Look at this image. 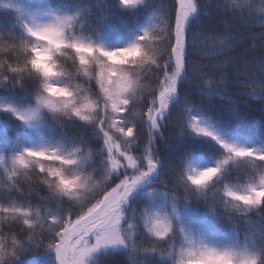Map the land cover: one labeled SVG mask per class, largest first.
Returning <instances> with one entry per match:
<instances>
[{
    "label": "snow or ice",
    "instance_id": "snow-or-ice-1",
    "mask_svg": "<svg viewBox=\"0 0 264 264\" xmlns=\"http://www.w3.org/2000/svg\"><path fill=\"white\" fill-rule=\"evenodd\" d=\"M145 2L116 0L115 11L122 14ZM157 9L148 27L115 48L103 43L107 17L97 23L93 37L84 33L80 11L29 12L19 33L0 34V83L19 86L33 98L22 110L10 105L0 110L36 129L64 130L67 122H80L93 138L76 137L67 150L57 141L56 147H23L0 156V180L13 194L7 203L0 202V221L18 224L10 241L0 235V264H23L29 253L41 252L53 253L55 264H95L101 254L119 251L127 252L132 264L153 257L160 264H214L219 259L260 264L249 250L256 243L249 235L243 241H210L176 221L181 209L193 203L229 220L239 216L252 223L250 214L264 218V151L225 141L191 107L177 125L179 134L187 128L215 140L223 149L215 165L196 170L185 156L169 179L159 171L163 162L155 147L158 135L166 138L163 128L170 104L178 99V83L193 84L201 93H208V84L225 85L229 77L209 79L217 65L202 61L243 43V36L217 31L215 16L201 19L209 13L201 0H171L170 8ZM215 10L236 17L242 26H258L264 49V8L257 15L252 0H228ZM261 58L259 82L240 80L236 91L241 95L264 98V50ZM240 164L248 171L233 184L228 172ZM157 175L159 181L153 179ZM21 181L30 182L29 197L34 185L42 186L40 201L55 200L63 212L33 207L30 200L18 202L14 193L25 196ZM69 181L74 182L71 189ZM140 186H151L149 198L169 201L171 214L148 202L138 217L130 218L129 198Z\"/></svg>",
    "mask_w": 264,
    "mask_h": 264
},
{
    "label": "trees",
    "instance_id": "trees-1",
    "mask_svg": "<svg viewBox=\"0 0 264 264\" xmlns=\"http://www.w3.org/2000/svg\"><path fill=\"white\" fill-rule=\"evenodd\" d=\"M10 1L13 4L6 5ZM115 2L116 0H2L0 2V34L6 36L9 33L20 32V21L26 18L21 13L20 5L26 6V4H47L68 12L80 11L81 18L85 21L83 31L86 35L91 33L93 37L95 36L93 29L101 18L106 16L107 19L103 24V37L105 38H109L111 34H127L131 31L135 32L139 27H148L149 16L152 12L158 15L157 8H164L165 5L168 8L171 7V0H146L139 7L121 14L115 11ZM227 2L228 0H201V3L209 8V13L202 14L201 19H207L209 15L217 17V31L231 32L237 38L242 35L243 43L237 42L234 47L223 54L208 56L202 61L217 65L208 77L209 79L220 81L229 77L225 85L208 84V93H201L193 84L183 80L178 83V99H174L170 104V113L163 128L166 138L161 139L158 135L155 145L163 162L159 171L169 179L185 156L188 157V162L194 169L200 170L214 166L220 159L219 154L223 151L215 140L210 137H197L187 128H185L184 135L179 134L177 125L183 121L185 111L189 107L192 108L193 115L204 114L206 119L202 120V123L212 127L225 141L264 151V98L241 95L236 91L240 80L250 78L256 83L259 82L261 51L264 50L260 43L261 37L258 35L261 29L258 26L255 28L242 26V21H238L236 17L215 10L217 4ZM252 3L256 14L259 15L260 9L264 8V3L262 0H252ZM194 27H199V24H194ZM106 46L115 48L124 45ZM64 67L66 68L67 65ZM25 86L30 87L31 81L26 79ZM225 87L228 88L227 91H224ZM32 101L33 98L24 94L19 86L13 89L11 85L0 83V105H10L22 110ZM42 133L48 138L51 147L58 146L57 141H62L65 150L76 137H83L93 142L91 129L80 122H67L64 130L59 126L45 127ZM33 136L34 132L29 126L18 120L12 113L0 110V156L7 157L23 147H30ZM247 171L248 169L243 164L231 167L227 179L233 184L240 183ZM153 179L159 181L160 177L157 175ZM4 183L0 180V202L7 203L13 194L4 186ZM29 183L21 181V187L25 191L24 197L19 193H14L18 202L27 203L30 200L33 207L43 205L63 212V208H58L55 200L40 201V196L44 195L42 186L34 185L36 191L29 197L27 195ZM150 187L138 188L130 196L127 206V214L130 218L138 217L145 203L148 202L151 203L153 209H165L171 214L169 201L160 198L150 199L144 194L150 190ZM187 208L190 211L188 216L176 221L182 223L186 230L194 234H202L210 241H226L236 238L243 241L247 234L256 241L254 245H250L249 250L259 257L260 264H264V236L261 235L264 232V218L250 214L253 216V221L249 223L239 216H234L229 220L224 216L214 215L208 212L203 205L195 203ZM17 228L18 224L11 220L0 221V235L6 237L8 241ZM23 264H55L54 254L50 252L29 253L24 258ZM95 264H132V261L127 252L119 251L101 254ZM136 264H141V258H137ZM144 264H160V261L158 257L146 258Z\"/></svg>",
    "mask_w": 264,
    "mask_h": 264
},
{
    "label": "rangeland",
    "instance_id": "rangeland-1",
    "mask_svg": "<svg viewBox=\"0 0 264 264\" xmlns=\"http://www.w3.org/2000/svg\"><path fill=\"white\" fill-rule=\"evenodd\" d=\"M13 2H7L6 5H12ZM21 13L23 14V16L27 17V14L29 12H36L37 10L39 11H44L47 10L49 8L52 9H58L57 7H54L52 5H47V4H26V6H21ZM143 29L142 27H139L135 32H128L127 34H111V36H109V38H105L103 37V43L106 45H125L127 43H130L136 35H138L140 33V30ZM33 132H34V136L31 140V145L30 147H41V146H50L51 144L48 141V138L43 136L42 133V129H36V128H32L30 127ZM144 186H140L139 188H141ZM149 191V190H148ZM147 191V192H148ZM146 195V192L144 193ZM155 198H160V199H164L163 197L160 196H154L150 199H155ZM165 200V199H164ZM167 201V200H165ZM190 213L189 209H182L181 210V215L179 219H183L185 217L188 216V214Z\"/></svg>",
    "mask_w": 264,
    "mask_h": 264
},
{
    "label": "clouds",
    "instance_id": "clouds-1",
    "mask_svg": "<svg viewBox=\"0 0 264 264\" xmlns=\"http://www.w3.org/2000/svg\"><path fill=\"white\" fill-rule=\"evenodd\" d=\"M74 185L73 181H69L67 186L71 189ZM214 264H229V262L227 260H223V259H219L217 261L214 262Z\"/></svg>",
    "mask_w": 264,
    "mask_h": 264
}]
</instances>
